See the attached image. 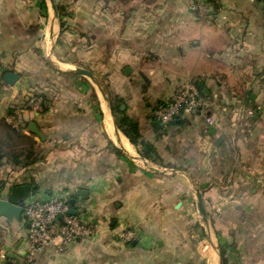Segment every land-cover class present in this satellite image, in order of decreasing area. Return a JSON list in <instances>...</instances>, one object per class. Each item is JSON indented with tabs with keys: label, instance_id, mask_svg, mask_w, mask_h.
I'll use <instances>...</instances> for the list:
<instances>
[{
	"label": "crops",
	"instance_id": "0c3cea01",
	"mask_svg": "<svg viewBox=\"0 0 264 264\" xmlns=\"http://www.w3.org/2000/svg\"><path fill=\"white\" fill-rule=\"evenodd\" d=\"M53 1L0 0V122L42 156L27 168L2 159L0 198L15 183L74 198L98 232L24 261L28 225L0 217V264H222L220 242L227 264H264L263 1ZM189 83L208 95L205 114L154 126L157 104ZM110 95L162 165L117 127Z\"/></svg>",
	"mask_w": 264,
	"mask_h": 264
},
{
	"label": "built area",
	"instance_id": "2783aa9c",
	"mask_svg": "<svg viewBox=\"0 0 264 264\" xmlns=\"http://www.w3.org/2000/svg\"><path fill=\"white\" fill-rule=\"evenodd\" d=\"M264 3V0H262ZM34 103V100L29 101ZM208 103L200 94L196 84L177 86L171 96L160 101L152 111V118L162 126H167L181 116L203 113ZM208 124L212 118L206 116ZM259 182V180H257ZM68 199L59 197H41L37 193L24 200L22 219L28 225L26 233L27 248L23 255L24 261H31L46 247L59 240V247L65 249L77 238H88L98 232L95 222H84L76 215L69 213ZM118 238L130 241L135 232L121 229L116 232ZM6 255L3 254L2 258Z\"/></svg>",
	"mask_w": 264,
	"mask_h": 264
},
{
	"label": "trees",
	"instance_id": "16d2710c",
	"mask_svg": "<svg viewBox=\"0 0 264 264\" xmlns=\"http://www.w3.org/2000/svg\"><path fill=\"white\" fill-rule=\"evenodd\" d=\"M61 22V13L58 10ZM199 88V87H198ZM200 94L206 100L207 94H204L199 88ZM123 99L117 95H110V106L115 118L117 127L129 139L139 153V155L153 163L162 165L163 160L158 154L156 147L151 142L145 140L140 134L138 123L126 115L124 110L120 109L123 104ZM42 111L47 110L44 102L41 103ZM12 111L10 110L9 113ZM174 122V121H173ZM172 123V122H171ZM6 159L8 163L19 168H27L42 159L41 153L38 150L36 141L30 136L24 134L22 128H15L8 124L5 120L0 122V166L2 159ZM22 184L15 183L13 185ZM4 182L0 183V189L4 187ZM11 186H9L10 188ZM226 244L220 242V255L222 264H227L224 257Z\"/></svg>",
	"mask_w": 264,
	"mask_h": 264
},
{
	"label": "water",
	"instance_id": "95a60500",
	"mask_svg": "<svg viewBox=\"0 0 264 264\" xmlns=\"http://www.w3.org/2000/svg\"><path fill=\"white\" fill-rule=\"evenodd\" d=\"M52 6V9L55 11V5L53 0H49ZM77 73L84 74L93 78L92 72L85 70V69H77ZM17 78V75L9 72L5 74V80L9 83L13 82ZM202 85V82H200ZM124 105L121 106L123 108ZM154 126L162 127L159 122L155 121ZM38 133V132H37ZM38 187L36 185H31L29 183H22L11 186L7 194L4 198H0V217H5L7 222H11L12 220L20 221L22 219V211H23V204L24 200L30 196L37 193ZM86 191L79 189L77 190L76 194L80 195L81 197H85ZM74 198L68 200L69 205L71 206L69 209V213L72 215H76L77 211L74 210L72 207L74 206ZM197 207L200 215L206 220V213L204 210V206L202 203V198L200 194H197Z\"/></svg>",
	"mask_w": 264,
	"mask_h": 264
}]
</instances>
